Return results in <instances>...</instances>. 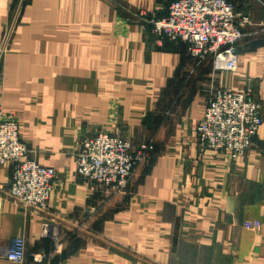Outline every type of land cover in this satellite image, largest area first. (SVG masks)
<instances>
[{
	"label": "crops",
	"instance_id": "0c3cea01",
	"mask_svg": "<svg viewBox=\"0 0 264 264\" xmlns=\"http://www.w3.org/2000/svg\"><path fill=\"white\" fill-rule=\"evenodd\" d=\"M171 1L0 0V47L19 10L0 107L57 172L39 211L9 196L12 165L0 164V264H16L5 257L16 236L23 264H264V121L238 158L203 148L195 130L217 88L248 92L264 118V0H231L252 18L234 71L154 36ZM99 131L154 142L120 194L77 173L82 139Z\"/></svg>",
	"mask_w": 264,
	"mask_h": 264
},
{
	"label": "built area",
	"instance_id": "2783aa9c",
	"mask_svg": "<svg viewBox=\"0 0 264 264\" xmlns=\"http://www.w3.org/2000/svg\"><path fill=\"white\" fill-rule=\"evenodd\" d=\"M18 14L19 10H14L11 15L0 47V61ZM250 24V14L238 10L231 0H172L166 14L153 22L152 32L160 42L181 40L187 43L190 54L198 61L212 56L215 69L234 71L239 63V43L249 34L245 28ZM261 108V103L248 92L215 89L196 124L198 143L233 158L245 156L263 124ZM153 147L152 143L134 146L118 132L99 131L87 135L76 156L77 173L112 194H120L126 191L136 167L150 156ZM28 153V146L21 138L19 120L0 107V164L12 165L9 196L25 208L45 211L57 172ZM25 254V239L12 238L6 259L23 264ZM41 259L42 256L34 257L36 262Z\"/></svg>",
	"mask_w": 264,
	"mask_h": 264
},
{
	"label": "rangeland",
	"instance_id": "374dc122",
	"mask_svg": "<svg viewBox=\"0 0 264 264\" xmlns=\"http://www.w3.org/2000/svg\"><path fill=\"white\" fill-rule=\"evenodd\" d=\"M119 133V132H118ZM120 134V133H119ZM129 140V139H128ZM130 141V140H129ZM153 144V146H154V142H152V141H148V142H142V143H140L139 145H142V144ZM138 145V146H139ZM153 150H154V147H153V149H152V152L150 153V156L145 160V161H143L142 163H144V162H146L150 157H151V155H152V153H153ZM141 163V164H142ZM140 165V164H139ZM132 181V180H131ZM131 183V182H130ZM130 185V184H129ZM55 239V238H54ZM56 240L57 241H59V238H56Z\"/></svg>",
	"mask_w": 264,
	"mask_h": 264
}]
</instances>
